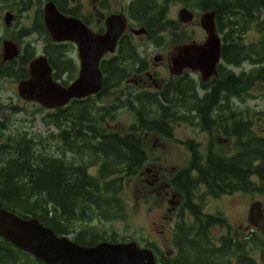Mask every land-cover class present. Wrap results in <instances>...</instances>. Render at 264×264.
<instances>
[{
  "label": "trees",
  "instance_id": "1",
  "mask_svg": "<svg viewBox=\"0 0 264 264\" xmlns=\"http://www.w3.org/2000/svg\"><path fill=\"white\" fill-rule=\"evenodd\" d=\"M151 3L152 0L140 3L135 13H141V17L133 16L147 29L156 25L158 16L161 17L153 5L149 7ZM200 9L216 13L219 34L223 39V63L219 66V79L195 83L186 75L166 85L161 93H129L128 101L123 103L121 98L115 97L108 107L101 106L100 100L110 96V90L126 80L130 75V67L139 65L143 68L144 65L102 63L105 80L100 94L73 101L65 109L44 117L46 127L60 130L54 135H50V132L45 138V147L51 149L45 150L46 156L33 158L29 163L24 157V148H17L19 142L0 145V208L21 218H37L59 236L76 233L74 241L83 246H94L100 242H124V239L119 241L116 233L104 237L91 223L94 220L114 222L126 219L128 211L121 197L122 181L137 175L148 161L142 135L160 133L170 136L173 124L181 121L188 123L191 118H195L204 132L234 138L235 142L232 154L223 155L210 147L205 156L197 143H187L191 151L190 166L179 171L171 180V185L187 196L186 206L194 216L196 226L178 228V256L172 259L160 257V262L228 264L231 255L238 256V264H255V258L243 246L258 242L261 243V264H264V241L255 233H251L245 242L236 239L234 242L225 241L224 247L218 250L213 248L212 252H206L203 248L199 256L187 249L190 248V242L196 241L194 245H200L199 242L205 239V228L215 223L225 224L224 219L204 214L201 205L191 204L195 200L193 193L197 188L203 186L211 196L233 193L264 195V136L250 126L252 121L244 117L236 105V101L243 99L247 90L254 86L255 80L264 83V19H261L264 0H206L205 7L200 3ZM38 27V32L48 39L49 51L46 56L54 70L55 80L63 86H69L74 80L76 65L65 57V47L57 48L43 25ZM250 28L262 35L260 41L245 42L244 34ZM187 37L193 39L191 35ZM32 54L27 53L23 62L28 63L30 59L27 58ZM226 66L259 67L238 76L226 73ZM62 75H66L68 80H62ZM25 78L27 75L24 73ZM122 107L135 110L137 116L136 124L125 135L103 126L105 120L112 118L113 112ZM65 123L69 126L62 129L61 125ZM57 144L61 150L55 156L51 152L55 150L56 153ZM91 170L97 172L92 174ZM193 235L194 238L190 239ZM184 239H188V247L180 242ZM146 247L154 253H161L150 243ZM29 261L41 264L0 237V264H29Z\"/></svg>",
  "mask_w": 264,
  "mask_h": 264
},
{
  "label": "rangeland",
  "instance_id": "2",
  "mask_svg": "<svg viewBox=\"0 0 264 264\" xmlns=\"http://www.w3.org/2000/svg\"><path fill=\"white\" fill-rule=\"evenodd\" d=\"M15 5V3L8 1L3 3L2 7L12 8ZM188 7L192 11L200 12V0H189ZM36 10L38 11V9L34 8V10L30 11V16H32V18L35 16ZM180 10L181 7L176 2H169L165 21H178V13ZM28 26L29 23L25 20L21 22L20 28ZM186 29L184 30H186V32L193 37V40L199 43H203L205 41L206 34L201 27H199L198 21ZM174 31H176V29ZM171 35L172 34L165 36L158 45L148 43L146 39L141 36L132 39V42L134 44L136 43L139 48L141 58H144L147 62H149L143 63L145 66H143L142 70H145V67L147 68V71L142 72L144 84L142 86H136L132 82V80H135L137 74L136 71L140 66L130 67V75L127 79L122 81L119 86L112 88L110 90L111 95L103 97L99 104L101 106L105 105L109 107L112 105V101L115 97L121 98L124 103L129 100V93L136 94V92L139 91L154 93L161 90L170 81L175 80L176 78L172 77L170 74L169 67L166 62V56L174 45L179 44L181 39L176 40V36H174V34L172 36ZM11 36L12 34L6 31V27L4 25L0 26V44L3 40L10 39ZM177 37L179 38V36ZM31 38L32 39L28 43L32 45L31 52H34V58L43 55L44 49L46 48H44V46L48 44L47 36L44 35L38 38L34 35ZM261 38L262 35L254 29H248L244 34V40L247 43L260 41ZM33 48L34 50H32ZM67 49V57L72 59L76 65L74 80L70 82V84H72L79 76L80 63L77 58L76 49L69 46H67ZM47 51H49V49H47ZM158 56L164 57V61L155 62L154 58ZM226 67V73L229 72L239 76L243 72H249L251 69H256L259 66H243L241 68L235 66ZM147 74L151 75L152 78L146 77ZM62 77V80H68L66 75H62ZM190 78H192L195 83H199L201 81L200 75H191ZM139 79L140 77L136 78L137 81ZM154 83H157L159 86L162 85V88L158 89L155 87ZM129 85L133 86L129 87ZM17 87L18 82H14V79L5 80L0 86L2 97L1 101L4 104H6L5 101H7L9 106L24 109L23 112H20L22 110H19V113L13 114L15 120L17 121L15 125H25V121H34L33 127L42 137H47L50 132V135L58 134L60 132L58 128H48L44 124H41L43 117H45L48 113L53 112H41L40 106L31 105V103L28 105L24 104L18 96ZM116 104L119 105L118 103ZM236 105L243 112V116L252 121L250 126L258 134L264 136V83L259 79L255 80L254 86L247 90V93L243 95V99H238V102L236 101ZM9 114L10 112L8 113V111H5V113H3V117ZM113 115L114 116L112 118L110 117V119L107 118L105 120L103 126L122 135L129 133L131 127L136 124L137 121L135 110L127 107L116 109L113 112ZM19 121L24 122L19 123ZM61 126L62 129H67L69 124L65 123V125ZM171 127L173 129L171 130L172 135L170 136H164L160 133H146L142 135L144 148L147 154H149V161H147L143 166H146V169L143 167L141 168L140 172L144 169L145 172H139L138 178V175H134V178L128 177L122 181L123 188L121 197L125 201L128 211L126 219L114 222L94 220L91 223L92 227L98 230L99 233H103L102 235L104 237H109L112 233H116L119 241L124 239V242H137L140 246L142 245L141 247L145 246L143 248H147L146 244L150 243L161 252L160 254H163L167 258H175L178 256V246L175 245L176 236L179 234L177 229L181 227L189 229L191 226H196L194 217L190 215L189 211L187 212L185 209L172 211L171 209L173 206L169 205L170 201L173 199V195H176L177 198L179 197L178 191L172 188L170 183L171 181L169 179L172 180L175 176L173 174L177 173V171H181L187 168V166H190L191 153L187 148V143L190 141L197 143L199 145L200 152L205 156L210 147L214 148L216 152L223 155L232 154L233 143L235 142L234 138L223 136L218 133L214 134L204 132L202 130V126L200 127L199 122L195 118H191L188 123L185 121L177 122ZM32 133L35 132L33 131ZM45 150L51 151V149L49 150L47 147H45ZM60 150L61 148L57 144L56 153L55 150H53L51 154L58 156ZM72 159L71 155V160ZM155 168H157L161 174L165 173V175L163 174L165 180H160L158 184H152L153 180H151L153 179V171ZM151 169L153 171H151ZM148 170L150 171L148 172ZM96 172V170H91L92 174H95ZM143 173L145 174L143 175ZM117 178L118 177H114V179ZM167 178L168 181H170L169 185L168 182L166 183ZM143 182L145 184H143ZM148 186L152 187L148 188ZM193 196L195 197V203L203 207L202 212L204 214L224 219L225 224L227 223V226L212 224L213 226L211 225L206 228L207 232H204L205 239L201 240L202 244L199 242L200 245H194L195 242H190L189 246L187 244L188 239L180 241L183 245H187V247L189 246L190 248L187 249L194 251V254H196L195 256H199L200 253H203V248L207 250L206 252H212L211 250L213 248L216 250L221 249L220 244H223V240L224 242L230 241V237L234 238L233 240L236 239L238 242H245L248 240V236L251 233H255L257 237H260L259 239L264 241V195L233 193L224 195L221 194V198H219V195L211 196L206 193V189L204 187H200L194 191ZM256 205H260L259 209L255 207ZM203 220L205 221V218H203ZM75 234L68 235L69 239L74 241ZM193 238L194 235L190 237V239ZM243 247L244 249H248V254L255 258L254 260L257 264H261L259 259L261 243L250 242ZM222 254L223 253H218V255ZM33 259L35 258L33 257ZM29 264L35 263L29 261Z\"/></svg>",
  "mask_w": 264,
  "mask_h": 264
},
{
  "label": "water",
  "instance_id": "3",
  "mask_svg": "<svg viewBox=\"0 0 264 264\" xmlns=\"http://www.w3.org/2000/svg\"><path fill=\"white\" fill-rule=\"evenodd\" d=\"M12 20L13 15L8 14V26ZM179 20L183 26H188L195 22L196 16L185 8L179 13ZM44 22L55 43L77 44L81 62L79 76L69 86H63L55 80L48 58L39 56L30 62L29 79L19 83L20 98L36 102L52 112L65 109L73 101L100 94L104 87L101 61L107 54L116 52L118 41L127 30L125 17H111L105 35H96L80 21L63 16L55 3L49 2L44 8ZM199 25L206 34L205 41H192L173 48L168 61L173 76L181 77L190 72L199 74L202 83H208L219 79L218 67L222 63V40L217 29L216 13L205 12L199 19ZM132 32L138 36L147 33L144 28ZM19 52L17 43L3 41L4 62L17 59ZM0 237L41 264H159L151 249L143 248L136 242H100L94 246H83L68 236H59L37 218H21L3 208H0Z\"/></svg>",
  "mask_w": 264,
  "mask_h": 264
},
{
  "label": "flooded vegetation",
  "instance_id": "4",
  "mask_svg": "<svg viewBox=\"0 0 264 264\" xmlns=\"http://www.w3.org/2000/svg\"><path fill=\"white\" fill-rule=\"evenodd\" d=\"M5 1L13 2L16 5L12 8H3L2 5L3 3H6ZM146 1L147 0H0V26L4 25L6 27V31L12 34L10 39H5V40H12L15 43H17L19 45V51H20L17 59L11 62H4L2 58V44L4 40L1 42L0 44V86L5 80H8V79H14V82L17 81L18 85L22 80L29 79L28 68H29L30 62H32L35 59L34 58L35 54H32L29 58H27V59H30L28 63H24L23 61L25 60H22V59L25 58V55L27 53L29 52L34 53V52H31L32 45L28 43L32 39L31 37L34 35H36L38 38H40L41 36H44L43 34H40L38 32L37 30L39 29L38 25L39 26L43 25L44 29L47 31L45 22H44V8L49 2H54L58 11L63 16L68 17V18H73V19L80 21L89 32L96 34V35H105V33L108 30L107 23H108V20L111 19V17L118 16V15H123L125 17L128 23L127 30L120 37L118 44H117L116 52L107 54L103 58L101 63H149L144 58H141V53L139 51V48L137 47L136 43L134 44L132 42L133 41L132 39H135V37H138V35L132 32V30H140L144 28L147 33L144 35H139V36L144 37L148 43H153L155 45H158L165 36L174 34V36H176L175 37L176 40L181 39V41L179 42V44L174 45L166 56V62L168 64L169 71H170L168 58L173 48L180 46L182 44L195 41L193 39L190 40L187 37L189 34L186 32L187 30L186 28L189 27L190 25H193L196 21H198V24H199L200 17L205 12H208V11H203L201 14L194 13L188 7L189 0H152V3L149 5V7L153 5L154 10H156L161 15V17L158 16L156 25H153L150 29H147L146 27H143L141 25V23L137 20V18L133 17V16L141 17V13H135V9L137 8V6L140 5V3L146 2ZM171 1L176 2L181 7V10L183 8H187L191 10L196 16L195 22L188 26H183L179 20V13L181 10L178 13V21H174V20L165 21L167 6H168V3ZM200 3L202 7H205L206 0H200ZM34 8L38 9V11L36 10V14L32 18V16H30V11L34 10ZM8 14L13 15V20L10 26L7 25V21H6V16ZM261 19H264V14L261 16ZM25 20H27V22L29 23V26L20 28L21 22ZM216 24H217V21H216ZM159 25H162V26H159ZM173 29L174 30L176 29V31H174ZM217 29H218V26H217ZM250 29L253 30L254 28H250ZM218 33H219V30H218ZM183 34H185V36H183ZM177 36H179V38ZM219 36L222 40V47H223L222 36L220 34ZM237 40H238V37H237ZM56 44H57V48H60L61 46L65 47V49H67V46L74 47L77 52V58L79 59V63H81L80 58H79V48L77 44L72 43V42L56 43ZM44 48L45 49H44L43 55L46 56L48 44L45 45ZM32 50H34V48ZM67 50H65L66 51L65 57L68 56ZM109 55H111L112 57ZM107 57H110V58H107ZM67 59L69 58L67 57ZM164 59H165L164 57L158 56L154 58V61L159 62V61H164ZM70 61L74 63L72 59H70ZM143 65L145 66V64ZM144 71H147L146 67H145V70H142V68L139 67L138 70L136 71L137 72L136 78L140 77L138 81L136 80V78L135 80H132V82L136 86H142L144 84V81L142 79L143 77L142 72ZM24 73L27 75V78L25 79H23ZM186 75L191 76L193 74H191L190 72H185L184 75L181 77L173 76L171 74V76L176 79L173 81H170L166 85H169L170 83L172 84L178 81V79L183 78ZM146 77L152 78V76L149 74H147ZM154 85L158 89L162 88V85L159 86L157 83H154ZM130 86H133V85H129V87ZM165 86L161 90H158L156 92H159V93L163 92L164 91L163 89L165 88ZM17 91H18V87H17ZM1 99L2 97H1V92H0V129H1L0 130V145H9L10 142H14V141L19 142V145L17 146V148L19 150H22L24 148L25 150L24 157L27 161H29V163L31 162L33 158H38V159L43 158L45 155V138L46 137H42L34 129L33 127L34 121L29 122V121L24 120L26 122L25 125L23 124L15 125L17 121L15 120V117L13 116V114L19 113V110H22L20 112H23L24 109H21L20 107L9 106L7 101H5L6 104H4L1 101ZM22 101L26 105L30 103L24 100ZM31 105L40 106L41 112L47 111L40 104L36 102L31 103ZM5 111L6 112L8 111V113L10 112V114L3 117V113H5ZM24 121H19V123H23ZM41 124L45 125L44 117L42 119ZM33 131L35 133H32ZM149 171L150 170H148V172ZM153 172H154V175H153L152 184H158L160 180H165L164 175L163 174L160 175V172L156 170V168ZM177 173L174 175H177ZM178 193H179L178 194L179 197L177 198L176 195H173L172 197L173 199L170 201L169 205L173 206L171 210L173 211V210L185 209L188 212L189 210H188V207L186 206V203L188 200L187 196L184 194H181L180 192ZM191 204L196 205L197 203H195V200H192ZM259 207L260 205H258V207L256 208L259 209ZM208 216H211V215H208ZM233 239L234 238L230 237V241L234 242ZM223 244H224V240H223ZM223 244L222 243L220 244V248L224 247ZM155 256L159 264H161L159 258L165 257L163 254H160L158 252H155ZM233 258L235 259L231 260L232 258L228 257V260H229L228 264H233V263L238 264V261L236 262L238 258L237 259L236 257H233ZM259 259L261 261V254L259 256ZM221 264H224V263H221Z\"/></svg>",
  "mask_w": 264,
  "mask_h": 264
},
{
  "label": "bare ground",
  "instance_id": "5",
  "mask_svg": "<svg viewBox=\"0 0 264 264\" xmlns=\"http://www.w3.org/2000/svg\"><path fill=\"white\" fill-rule=\"evenodd\" d=\"M183 9H185V8H183ZM186 9H187V8H186ZM196 11H197V10H196ZM193 12H194V13H197V14L202 13V11H200V12H195V11H193ZM134 99H135V98H134ZM200 127H201V126H200ZM195 147H196V146H195ZM189 149H190V148H189ZM198 149H199V148H198ZM145 151H146V150H145ZM190 152H191V151H190ZM146 153H147V152H146ZM148 153H149V152H148ZM147 155L149 156V154H147ZM200 156H201V155H200ZM150 158H152V157H150ZM197 159H198V158H197ZM203 159H204V158H203ZM199 160H200V157H199ZM148 161H149V160H148ZM150 161H151V160H150ZM152 161H153V160H152ZM145 163H146V162H145ZM145 163H144V165H145ZM144 165H143V166H144ZM147 165H149V164H147ZM145 167H146V166H145ZM145 167H143V168H145ZM156 167H157V166H156ZM188 167H189V166H187V168H188ZM141 168H142V167H141ZM145 169H146V168H145ZM145 169H144V170H145ZM149 169H150V167H149ZM162 169H163V168H162ZM185 169H186V168H185ZM144 170H142V171H144ZM154 170H155V169H154ZM156 170H157V168H156ZM142 171H141V172H142ZM151 171H153V170L151 169ZM164 171H165V170H164ZM171 171H172V170H171ZM171 171H170V172H171ZM179 171H180V170H179ZM179 171H177V172H179ZM139 172H140V171H139ZM141 172H140V173H141ZM144 172H145V171H144ZM156 172H157V171H156ZM161 172H162V171H161ZM192 172H193V170H192ZM192 172H191V173H192ZM137 173H138V172H137ZM137 173H136V174H137ZM153 173H154V172H153ZM171 173H172V172H171ZM174 173H175V172H174ZM193 173H194V172H193ZM144 174H145V173H143V175H144ZM158 174H159V173H158ZM163 174L165 175V173H163ZM168 174H169V173H168ZM175 174H176V173H175ZM137 175H138V174H137ZM141 175H142V174H141ZM149 175H150V174H149ZM149 175H148V176H149ZM160 175H161V173H160ZM173 175H174V174H173ZM133 176H134V175H133ZM133 176H132V177H133ZM135 176H136V175H135ZM175 176H176V175H175ZM191 176H192V174H191ZM193 176H194V175H193ZM193 176H192V177H193ZM138 177H139V175L137 176V178H138ZM149 177H150V176H149ZM169 177H171V176H169ZM133 178H134V177H133ZM144 179H146V178H144ZM164 179H165V178H164ZM175 179H176V178H175ZM128 180H129V179H128ZM151 180H153V179H151ZM169 180L171 181V179H169ZM170 181H168V178H167L166 183L168 182V185H169V184L171 183ZM169 182H170V183H169ZM143 184H145V183L143 182ZM149 186H150V185H149ZM149 186H148V188H151V187H152V186H151V187H149ZM173 186H174V185H173ZM170 187H171V186H170ZM197 187H199V186H197ZM200 187H202V186H200ZM172 188H173V187H172ZM170 189H171V188H170ZM150 190H151V189H150ZM150 190H149V191H150ZM174 190H176V189H174ZM151 191H152V190H151ZM176 191H177V190H176ZM172 193H173V192H172ZM174 193H177V192H174ZM216 193H217V192H216ZM150 194H151V192H150ZM153 194H154V193H153ZM178 194H179V193H178ZM181 194H182V193H181ZM183 194H184V193H183ZM216 196H218V195H216ZM219 196H220L219 198H221V195H219ZM152 197H153V196H152ZM176 197H177V196H176ZM176 197H175V198H176ZM218 217H219V216H218ZM218 221H219V220H218ZM212 223H213V222H212ZM216 224H217V223H215V225H216ZM222 224H223V223H222ZM224 225H225V224H224ZM226 225H227V224H226ZM212 226H213V225H212ZM220 226H222V225L220 224ZM194 227H195V226H194ZM181 228H182V227H181ZM205 229H206V228H205ZM175 231H176V230H175ZM185 231H186V230H185ZM197 231H198V230H197ZM202 231H203V230H202ZM177 232H178V229H177ZM182 232H183V231H182ZM187 232H188V231H187ZM200 232H201V231H200ZM206 232H207V231H206ZM201 233H202V232H201ZM188 235H189V234H188ZM197 235H198V234H197ZM206 235H208V234H206ZM184 236H186V235H184ZM190 236H191V235H190ZM190 236H189V237H190ZM203 236H205V235L203 234ZM179 237H180V236H179ZM187 238H188V236H187ZM199 238H200V235H199ZM178 240H179V239H178ZM186 240H187V239H186ZM259 241H260V240H259ZM195 242H196V241H195ZM198 242H199V241H198ZM200 242H201V241H200ZM260 242H261V241H260ZM262 243H263V242H262ZM184 244H185V243H184ZM201 244H202V242H201ZM175 245H176V244H175ZM253 245H255V244H253ZM141 246H142V245H141ZM143 247H145V246H143ZM147 247H148V246H147ZM181 247H182V246H181ZM251 247H253V246H251ZM256 247H258V246H256ZM178 248H179V247H178ZM249 248H250V247H249ZM212 250H214V249H212ZM212 250H211V251H212ZM152 251H153V250H152ZM155 251H156V250H155ZM224 252H225V251H224ZM227 253H228V252H227ZM243 253H244V252H243ZM176 254H177V253H176ZM156 256H158V255H156ZM225 256H227V255H225ZM228 256H229V254H228ZM230 256H231V255H230ZM230 256H229V257H230ZM247 256H248V254H247ZM165 257H166V256H165ZM181 257H182V256H181ZM222 257H223V256H222ZM233 257H234V256H233ZM233 257H231V258H233ZM237 257H238V256H237ZM237 257H236V259H237ZM159 259H160V258H159ZM234 259H235V258H234ZM231 260H233V259H231ZM174 261H175V260H174ZM234 261H235V260H234ZM236 262H237V260H236ZM171 263H172V262H171ZM171 263H170V264H171ZM223 263H224V262H223ZM161 264H162V261H161ZM165 264H166V262H165ZM233 264H234V263H233Z\"/></svg>",
  "mask_w": 264,
  "mask_h": 264
}]
</instances>
